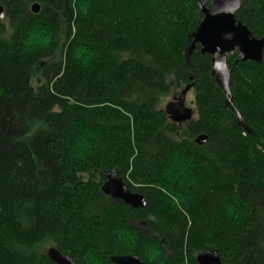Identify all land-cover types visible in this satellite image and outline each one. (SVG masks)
<instances>
[{
    "label": "trees",
    "instance_id": "1",
    "mask_svg": "<svg viewBox=\"0 0 264 264\" xmlns=\"http://www.w3.org/2000/svg\"><path fill=\"white\" fill-rule=\"evenodd\" d=\"M0 6V264H55L50 246L74 264L89 251L114 264L111 257L131 255L125 231L138 237L137 255L154 245L158 264H198L209 249L224 264H264V53L261 63L228 58L243 126L212 77L211 57L191 38L204 18L196 0ZM236 20L264 39V0H243ZM37 27L52 40L28 53L24 41ZM85 44L97 54L88 74L74 61ZM189 86L196 118L181 128L159 104ZM82 129L98 135L99 147L76 162ZM113 170L145 207L105 196ZM225 198L243 209L238 221L221 211Z\"/></svg>",
    "mask_w": 264,
    "mask_h": 264
},
{
    "label": "water",
    "instance_id": "2",
    "mask_svg": "<svg viewBox=\"0 0 264 264\" xmlns=\"http://www.w3.org/2000/svg\"><path fill=\"white\" fill-rule=\"evenodd\" d=\"M243 0H196L200 12L204 18L195 33L191 36L194 44H200L203 55H209L212 59V77L226 96L227 106L238 116L241 125L244 126L241 115L233 104L231 94L232 76L228 65V58L238 56L236 63L254 62L261 63L264 53V39H256L251 31L241 22H237L236 14L240 10ZM33 13L40 11V6L33 4ZM5 19L4 8L0 6V20ZM192 86L183 90V96ZM182 96V97H183ZM183 98L175 97L168 103L164 110L171 121L178 124H187L194 118V111L183 104ZM207 141L205 136L197 139V143L203 144ZM113 171H116L113 173ZM108 173L107 181L102 190L105 196L121 200L133 208H143L147 205L145 197L133 193L124 184L117 170ZM60 250L51 246L47 251L49 259L55 264H74L66 258ZM219 253L214 249L201 252L197 256L198 264H224ZM114 264H141V261L131 255L113 256Z\"/></svg>",
    "mask_w": 264,
    "mask_h": 264
},
{
    "label": "clouds",
    "instance_id": "3",
    "mask_svg": "<svg viewBox=\"0 0 264 264\" xmlns=\"http://www.w3.org/2000/svg\"><path fill=\"white\" fill-rule=\"evenodd\" d=\"M51 40L52 37L48 32L37 27L27 35L24 41L25 51L28 53L38 52L48 47ZM74 61L83 73L88 74L96 68L97 54L90 46L85 44L76 49ZM98 141L99 137L96 133L88 129H82L72 146V159L76 162H83L93 157L99 147ZM115 172L116 171H113V173ZM175 179H179V176L177 175ZM155 187L165 195H170L163 186L156 185ZM172 198L175 199V197ZM220 207L224 216L230 221H238L243 215V209L237 203L230 202L227 198L221 202ZM121 239L123 240L122 247L125 253L131 254L132 257L139 259L141 264H158V261L162 259L161 252L151 244H145L141 254H135L138 237L132 232H123L121 234ZM65 257L72 261L69 256ZM82 264H102V262L97 255L89 251L83 255Z\"/></svg>",
    "mask_w": 264,
    "mask_h": 264
},
{
    "label": "rangeland",
    "instance_id": "4",
    "mask_svg": "<svg viewBox=\"0 0 264 264\" xmlns=\"http://www.w3.org/2000/svg\"><path fill=\"white\" fill-rule=\"evenodd\" d=\"M179 93H180V91H173L170 96L163 98L161 100V103L159 104L160 108L165 110L168 103L173 101L175 97L180 98ZM181 98H183V100H184L183 104H185L186 107L191 108V109H193V111H195V105L193 103L194 102V92L192 90H188V92ZM195 115H196V113L194 112V115H193L194 118H196ZM185 125L186 124H182L181 128H184ZM177 168L181 169V171H182V169H184V166L182 164L181 165L178 164ZM138 226L140 227V229L144 230V226H142L141 224H138ZM168 255H169V251H168Z\"/></svg>",
    "mask_w": 264,
    "mask_h": 264
},
{
    "label": "bare ground",
    "instance_id": "5",
    "mask_svg": "<svg viewBox=\"0 0 264 264\" xmlns=\"http://www.w3.org/2000/svg\"><path fill=\"white\" fill-rule=\"evenodd\" d=\"M51 247V246H50Z\"/></svg>",
    "mask_w": 264,
    "mask_h": 264
}]
</instances>
